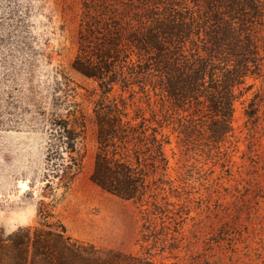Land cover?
Here are the masks:
<instances>
[{
  "label": "rangeland",
  "instance_id": "374dc122",
  "mask_svg": "<svg viewBox=\"0 0 264 264\" xmlns=\"http://www.w3.org/2000/svg\"><path fill=\"white\" fill-rule=\"evenodd\" d=\"M80 18L81 0H0V241L19 228L64 227L81 243L155 263L264 264V77L237 89L243 95L227 142L203 135L187 151L173 126L165 128L173 190L162 195L174 203L166 226L179 224L143 227L132 202L91 180L99 92L73 68ZM133 89L115 85L112 94L149 117L142 94L130 99ZM151 96L159 112L161 101ZM255 96L259 121L249 129L245 109ZM55 119L75 130L74 151Z\"/></svg>",
  "mask_w": 264,
  "mask_h": 264
},
{
  "label": "trees",
  "instance_id": "16d2710c",
  "mask_svg": "<svg viewBox=\"0 0 264 264\" xmlns=\"http://www.w3.org/2000/svg\"><path fill=\"white\" fill-rule=\"evenodd\" d=\"M78 44L73 68L99 92L92 182L132 202L143 227H178L172 220L166 226L174 203L162 195L167 186L173 190L165 128L173 126L187 151L203 135L229 140L234 104L243 95L237 89L250 76L264 77V0H81ZM115 85L138 86L130 99L142 94L150 116L136 102L114 97ZM151 93L161 101L159 112L166 110L163 118ZM258 111L255 96L245 109L249 129ZM54 125L69 134L74 151L75 130L56 119ZM168 248L177 246L170 240ZM0 264L165 263L81 243L64 227L49 226L19 228L1 240Z\"/></svg>",
  "mask_w": 264,
  "mask_h": 264
}]
</instances>
